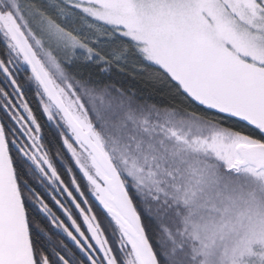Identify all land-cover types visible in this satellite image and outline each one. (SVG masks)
I'll list each match as a JSON object with an SVG mask.
<instances>
[{
	"label": "snow or ice",
	"instance_id": "snow-or-ice-1",
	"mask_svg": "<svg viewBox=\"0 0 264 264\" xmlns=\"http://www.w3.org/2000/svg\"><path fill=\"white\" fill-rule=\"evenodd\" d=\"M0 264H264V0H0Z\"/></svg>",
	"mask_w": 264,
	"mask_h": 264
}]
</instances>
